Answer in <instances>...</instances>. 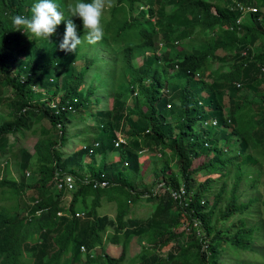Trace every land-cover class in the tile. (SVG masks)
<instances>
[{"label": "trees", "instance_id": "16d2710c", "mask_svg": "<svg viewBox=\"0 0 264 264\" xmlns=\"http://www.w3.org/2000/svg\"><path fill=\"white\" fill-rule=\"evenodd\" d=\"M136 1L141 2L139 12L147 16L143 24L131 19ZM78 2L90 3L91 0ZM237 2L253 6L255 12L241 13ZM34 3L35 0H0V89L4 85L12 88L10 110L7 118L0 121V157L5 153L4 135L20 133L22 128L27 127V116L32 115L33 122L46 119L50 125V129L41 127L46 135L33 144L34 167L30 172L35 173L37 178L25 185L23 174L32 158L31 154H25L22 164L19 163L23 184L12 178L0 179V183H9V195L14 197L22 196L30 188L37 192L32 199L26 203L21 201L18 205L24 206L25 214L29 215V218L23 217L24 220L37 221L38 230L28 227L33 235H16L21 223L12 216L13 212L9 211L8 218V211L0 209V255L6 259V264H26L27 260H42V264H122L131 236L155 244L159 249L166 248L177 236L184 237V241L176 252L171 251L164 258L150 253L149 249H142L140 253L131 255L124 264H216L214 260L218 250L214 247V238L218 239L215 243L219 246L230 243L236 252L254 251V241L259 239L264 243V224H248L244 220L245 215L247 217L251 212L248 208L254 199L250 197L245 202L238 201L235 182L229 188H226L225 181L216 187L211 185L215 178L225 174H217V166L225 165L228 161L235 163V179L239 178L242 166L256 165L258 157L264 163V128L258 126V123H264V116L254 119L255 112L251 106L253 103L264 105V87L261 88L264 72L260 69L264 66V0H113L110 5L108 3L109 16L104 23V31L109 32L112 41L116 42L121 40L125 28L135 29L138 36L136 42L118 49V46L111 47L107 43L104 34L103 39L95 44V52L81 54L79 46L75 52L60 50L59 56L56 51L54 63L59 69L55 72H52V66L50 69L47 67L54 53L52 50L45 59L40 55V50L36 51L38 57L32 60L29 56L31 47L21 45L14 36L16 30L12 17L22 14L30 17ZM55 3L68 15L64 17L65 20L68 19L71 13L66 9V0H56ZM167 5H170L169 11L164 9ZM179 14L187 19L183 24H180ZM71 19L77 25V35L84 36L81 20L78 17ZM56 30V37L61 41L65 31L64 22ZM256 38L260 46L259 50L253 52L250 39ZM9 47H15L13 53L8 51ZM218 50L222 54H218ZM101 52L106 53L107 57L100 56ZM140 55V61H134L133 58ZM15 56L19 58L16 65L13 64ZM78 58H82L83 63L76 65ZM211 58L220 60L222 64L211 70ZM96 60L101 64L100 69ZM225 66L226 69L223 68ZM60 70H63V74L59 77ZM93 70L99 72V81L87 79V73ZM206 76H209V81L203 79ZM44 83L54 88L50 97L41 98L38 92L32 91V87ZM163 85L168 89L169 97L177 99L178 103L160 95ZM58 88H62L63 92L55 103L56 107L50 106V100ZM241 88L250 91L252 97L240 94ZM135 90L132 95L131 92ZM202 91L205 94L201 99L208 109L201 112L202 108L194 96ZM224 91L230 103L227 116L217 101V95ZM92 93H100L104 106L97 107L90 114L94 121L90 124L95 128L94 133L89 142L86 138L79 140L80 146H90L96 142V147L103 149V153L114 149L126 166L110 162L107 167H98L97 161L103 159V153H99L100 159L96 162L94 159L80 161L75 154L81 152L85 155L87 152V148L80 146L74 155L61 156L63 151L60 149H64L63 143L69 138L65 134L68 121L70 118L72 121L85 118L90 111L89 96ZM99 101L98 98L96 102ZM170 108L179 117L175 125H171L161 113L162 109ZM73 114H79L76 116L78 118H74ZM132 115L134 118H131ZM202 116L214 117L220 127L229 129L227 132L222 129L224 139L232 140L229 144L224 142L223 149L200 139L196 134L208 130L200 127L194 129V124ZM125 125L129 129L124 135L121 132ZM116 133L124 136L125 144L114 147ZM166 137L168 141H165ZM260 144L262 149L258 152L256 150ZM248 147L255 150L254 154L258 153L257 157L247 150ZM57 148L61 154L55 152ZM165 148L169 149L168 155ZM151 149L158 151L165 159L158 172H153L160 177L158 184L163 186V192L166 191L168 205L175 209L167 225L155 222L152 226L153 221L141 224L137 220L139 218L127 215L131 203L151 206L157 198L156 193L135 190L132 179L133 174L141 170L137 160L139 152ZM94 151L89 158L96 156ZM210 151H213V155H209ZM199 156H203V159L192 167L193 160ZM170 161H174L177 173L166 165ZM67 162L72 165H67ZM110 165L117 167L112 174L107 169ZM77 168L85 171L77 173ZM57 170L73 176V189L67 202L61 200V191L55 187L56 178L61 175ZM198 170L202 171L203 177L196 182ZM214 174L216 176L212 177ZM99 179L105 180L106 186L92 188V182ZM252 183H255L254 179ZM180 184L189 195L184 206L178 200H173L168 192L169 188H177ZM105 190L110 192L103 196ZM207 195L212 196L210 201ZM141 197L144 202H141ZM101 198L113 201L116 206L114 217L96 214ZM222 198L226 203L222 210H218L219 216L211 221ZM16 204L17 200L11 208L14 212ZM59 209L66 214L55 216ZM77 210L83 216H74L73 212ZM233 214L239 216L231 225L235 226L234 233L220 237L219 231H213L215 221L226 220ZM124 215H127V219H123ZM23 219L20 220L24 222ZM193 219L201 232L200 236L195 234ZM182 220L188 227L186 234L180 225ZM206 237V249H203L202 240ZM105 241L119 246L117 256L103 249ZM49 246L52 251L46 258L43 254L45 250L49 251ZM22 251L29 252L27 258L22 256ZM67 252L70 256L62 258ZM256 254L264 264V254L260 251ZM81 257L84 258L82 261Z\"/></svg>", "mask_w": 264, "mask_h": 264}, {"label": "rangeland", "instance_id": "374dc122", "mask_svg": "<svg viewBox=\"0 0 264 264\" xmlns=\"http://www.w3.org/2000/svg\"><path fill=\"white\" fill-rule=\"evenodd\" d=\"M56 0H53V3H55ZM113 0H105V7L104 10L102 12L101 15V26L104 30V23L107 22V17L109 16L107 8L109 7V5L111 4ZM35 2L37 3L38 0H35ZM78 2V0H66V9L70 12V9H72L74 7V5ZM109 3V5H108ZM141 2L136 1V3L133 4L132 7V14H131V19L136 20L137 22L143 24L146 20V13H140L139 10L141 9ZM165 11H169L170 10V5H167L165 8ZM62 12V9H61ZM107 12V13H106ZM63 13V12H62ZM24 15V14H22ZM64 15V13H63ZM107 19V20H106ZM153 18H151L152 21ZM179 20L178 23L183 24L184 22L187 21L186 17L182 14H179ZM110 32H112V30L109 28ZM22 31V32H21ZM21 31H15L14 32V36L16 38V40L18 42H20L21 45H25V46H29L31 47L30 50V58L32 60H35L38 56L36 55V51L40 50V55L45 59L48 54L49 51L52 50L54 53L51 56V61L50 64H48V68L50 69V67L52 66V72H55L56 70H58L59 68H56L57 65L54 63L55 62V52L57 51L58 56L61 54L60 49H57V43L60 41L56 35H57V30H56V34L52 37H50V41L48 42L46 40H44L43 38H35L33 36H28L27 34H25L23 31H26V29L21 28ZM124 34H122L121 40L113 42L112 39L109 36V32H105L104 34L106 35V41L107 43H109V45L111 47H115L118 46V49L121 48V46L125 45V44H132L135 43L138 36L136 35V30L135 29H129V28H125L124 30ZM85 36V35H84ZM84 36H81V40L82 43L79 45L80 49L82 50V53L87 52V54H89V52H95L96 50V45H89L85 40H84ZM250 45L253 47V52L259 50V42L256 39L252 40L250 39ZM19 44V45H20ZM196 45V43H195ZM34 46V47H32ZM98 47V46H97ZM15 47H9L8 51L10 52H14ZM162 49H158L159 53L160 51H162ZM35 51V53H33ZM218 54H222V52L220 50H218ZM80 55V54H79ZM95 54L93 53L92 56H94ZM77 56V55H76ZM102 57H107L106 53H102L101 55ZM141 55L140 56H135L133 59L134 61L139 62L141 59ZM18 57H14V63L16 65V60H18ZM37 63H39V61H37ZM83 63V59L82 58H78L76 59L75 64H81ZM96 64L97 67L100 69L101 68V64L99 62V60H96ZM222 64V62L220 60H214L213 58H211L209 60V67L211 70H214L217 65ZM224 69H226V66L223 67ZM12 74H14V70L11 71ZM63 74V70L59 71V77L62 76ZM88 80H92V78H94L93 80L99 81V72L97 70H93L90 73H87L86 75ZM21 80H23V78L20 77ZM204 80L209 81L210 78L209 76L203 77ZM45 84V83H44ZM264 87V84L261 85V88ZM32 91L34 90V93L38 92L41 98L44 97H50L53 91L54 86L52 85H41V86H37L34 85L32 87ZM161 93L166 95V98H168V100L173 101L174 103H178L177 99H171L169 97V93L166 91L165 85L160 87ZM63 90L62 88H58L57 92L54 96H52L50 103H56L57 99L59 98V96L62 94ZM136 92L133 91L131 92L132 95H134V93ZM12 93V88L9 87L8 85H4L1 89H0V121L5 120L7 118V114L8 111L10 110L9 107V97L11 96ZM160 93V95H161ZM240 94H247L248 98L249 96L252 97V94L250 91L245 90L243 88L240 89L239 91ZM205 93L202 91L200 92V95H204ZM218 94V93H216ZM162 96V95H161ZM255 97V96H254ZM100 99L99 102H96L97 99ZM89 107H90V111H88V115L85 114V118L82 120H78V121H72L71 118L68 121V126L66 128V135L69 136L68 140L66 141V143H63V147L64 149H60L63 151V154H61V152L55 149V152L59 151L58 153L61 154L62 157L65 156H69L71 154L74 155V151H76V149L80 146L79 140H82L83 138H86V140L89 142L91 138V134H93L94 129L92 125L94 121H92V117L90 114H92V112L97 109V107H103L104 106V98H102V96H100V93H92L89 96ZM127 102H129V100H126ZM217 101L220 103L221 105V109L222 112L225 116L228 115L229 112V98L227 96V92L224 91L222 94H218L217 95ZM256 101L260 100L258 98H256ZM108 102V99L105 102ZM170 104V102H169ZM252 109L255 112V115L253 116L254 119L256 118H260L264 116V105L262 103L256 104L253 103L252 105ZM167 108V107H166ZM203 108V107H202ZM208 108L206 107L205 110H207ZM204 110V109H203ZM161 113L164 115V117L168 118L171 125H175V123L178 121V115L175 112L171 111V108L169 110L166 109H162ZM79 114H73L74 118L76 116H78ZM87 115V117H86ZM28 117V122H27V127L26 128H22L20 133H8L5 136V153L1 155L0 157V179L4 178L9 180V178H12L15 180V182H19L21 181V183L23 184V178L22 176L24 175V181H25V185H27V183H32L34 181V178H37V175L35 173H31L30 169H33L34 167V161H33V156H34V149H33V144L34 142L39 139V138H43L46 134H44L41 129L45 128V129H50V125L48 124L46 119H40L37 122H33L32 118L33 116H27ZM78 118V117H76ZM131 118H134V116L132 115ZM202 119H208L205 120V125L209 124V118L208 117H200V120ZM199 121H196V124H194V129L195 127H199ZM197 125V126H196ZM258 126L260 128H264V123L260 124L258 123ZM128 126L125 125L123 128V132H121L122 134L124 133L127 134L128 133ZM208 129L207 131H202V133H196L198 134L200 139H205L207 141H209L211 144H215L217 148L223 149L222 145L227 143L229 144L232 140L229 139L228 141L224 139V136L222 135V129H224L226 132L229 130L228 128H222L220 127L218 124L215 125V127H208L206 128ZM221 129V130H220ZM96 132V130H95ZM176 132V129L173 130V133ZM120 133V134H121ZM117 135L119 133H116ZM121 134V135H122ZM225 140V141H224ZM165 141H168V138H165ZM225 142V143H224ZM83 145V144H82ZM81 147V146H80ZM1 148H3V146H1ZM252 147H248V151L251 152V154L255 157H257L255 153L254 149H251ZM94 151V155H96L95 157H88L87 155H83L81 152L75 154L77 156H75L78 160L80 161H89V159H94L95 162L100 159L99 158V153H103V149H98L97 147L93 148ZM166 151V155L169 154V149L165 148ZM262 149V144H260L257 148L256 151H260ZM58 153H55L58 154ZM25 154H31L32 158H31V162H29L27 164V166L25 167V172L23 175H21V168L19 166V163L22 164V161L24 159V155ZM209 155H213V151L209 152ZM103 159L101 161H97V165L100 168H104L107 167V163L110 164V162H115L117 163V165H123L126 166L124 163H122L123 158L119 155V153L116 150H110L107 153H103ZM226 157V155H225ZM203 159V156H199L196 159L193 160L192 162V167L197 166L201 160ZM137 160L139 161L138 163H140L141 165V170L136 171L135 174H133V184L136 185V188H134L135 190H140V192L142 190H144L145 192H152V193H156L157 198L154 200L153 204L151 206H149V204H140L139 202H134L133 204L131 203L129 205V209L127 211V215L130 218H139L137 219L141 224H145L148 221H153L152 226L154 225L155 222H158L159 224L162 225H167L168 223H170V217L174 215L175 209L170 205H168L167 200L165 199V192H163L162 188L163 186H160L159 180L160 177H156L154 175V170L155 172H158V167L160 165H162L165 161V159L163 158V155L160 154L158 151L151 149V150H143L141 152H139V156L137 157ZM77 164V163H76ZM67 165L71 166L70 163L67 162ZM169 167H171L172 171L177 173V168L175 166L174 161H170L169 163L167 162V164ZM76 167V166H74ZM68 168V167H67ZM217 168L219 169V172L217 174H220L221 172H225V174L223 176H221V178H215L212 182L211 185H213V187L218 186L221 181H225L226 183V188H229L232 186L233 182L236 183L235 185V194L238 196V201L240 202H245L248 198L252 197L254 199V201L251 203L250 208H248L249 210H251V212L247 215H245L244 220L248 223H259V224H264V163L261 162V159L258 157V162L256 165H244L241 167L240 170V176L238 179H235L236 177H234V174L236 173V169H235V163L232 161H228L225 165L222 166H217ZM64 169V167H63ZM107 169H110V171L108 170V173H114V170L117 169L116 166L114 165H110L108 166ZM76 170V169H75ZM74 170H72L73 172ZM82 171H85L83 169L81 170H76L77 173H82ZM87 171V170H86ZM75 172V173H76ZM201 170H198V172L196 173L195 176V181L199 182L202 179V175H201ZM195 175V174H194ZM216 174H214L212 177H215ZM255 180V183H252V180ZM0 209H5L7 210V217L9 218V211L13 212L12 216L14 218H16L19 223H21V228L18 230V232H16V235L18 234H24V235H33L32 231L28 228L31 227L33 230H38L37 228V221H33L31 220H24L23 217L25 218L27 216V218H29V215L25 214V207L20 205L18 207L19 204H21V201H24V203H26V201H29L30 199H32L34 197L35 194H37V192L35 190H33L32 188H30L28 191L24 192V194L22 196H12L9 195V183H0ZM3 187L5 189H3ZM110 192V190H105L103 192V196L105 193ZM61 199H66L68 200V196L64 197L62 196V194H60ZM208 201L211 200L212 196L211 195H207L206 196ZM17 200V204H16V211L14 212L12 208L13 204L15 203V201ZM109 200V199H108ZM67 202V201H65ZM141 202H144L143 197H141ZM146 203H149L148 201ZM225 198H222V200L218 203L215 212L213 213V215L211 216V221L215 220L217 218V216H219L218 214V210H222L224 205H225ZM99 204L100 206L96 208V214L98 215H109L110 217H114L115 214V204L113 203L112 200H104L103 198H101L99 200ZM79 211V210H77ZM68 214V213H67ZM34 215H37L36 213H34ZM60 215V214H59ZM58 215V216H59ZM123 216V219H127L126 216ZM11 216V218H12ZM83 216L82 213H78V216L76 217H81ZM239 218V216L237 214H233L231 216H229L226 220H216L214 223V229L213 231H219V235L220 237H224V236H229L232 233H234L235 231V226H231L233 223H235V221ZM20 219H23L24 222H22ZM26 222V223H25ZM29 222V223H27ZM247 226V225H246ZM213 236V232L210 233ZM209 237V236H208ZM217 238H214L213 240V244L214 247L216 248V250H218L217 254H216V258H215V262L216 264H263L259 258L257 257V251H260L261 253L264 254V243H261V240H256L254 241V251L252 252H236L234 251L233 247L231 246L230 243H224L221 246L217 245L215 242L217 241ZM182 241H184V237L181 236H177L176 238L172 239L169 242V245L164 248V249H159L156 247L155 244H152L150 242H146L144 241L142 238L139 237H134L131 236L127 242V251L125 252V258L122 262V264H124L125 262L128 261V258L131 257V255H134L136 253H140L142 249H149L150 253H155L157 255H159L161 258H164L166 256L167 253L171 252V251H177L179 245L182 243ZM207 242V237H206V241ZM19 245V243H17ZM32 243H29L28 245H30ZM103 249L105 251H107L110 255L113 256H117L119 254L120 248L118 245L115 244H110L109 242L105 241L103 244ZM82 250V249H80ZM93 250V249H92ZM52 251L51 246H49V251L45 250L44 254L46 258L49 257V252ZM28 251L23 252L22 251V256L26 257L28 256ZM82 253V252H81ZM70 253L67 252L64 255H62V258H67L69 257ZM206 254V252H205ZM81 256V255H79ZM78 256V257H79ZM43 257V256H42ZM45 259V258H44ZM82 259H84L83 257H81V261ZM209 261V260H208ZM240 261V263H239ZM44 263L42 260L40 261H30L27 260L26 264H42ZM0 264H6V259L0 255Z\"/></svg>", "mask_w": 264, "mask_h": 264}, {"label": "clouds", "instance_id": "9594fccd", "mask_svg": "<svg viewBox=\"0 0 264 264\" xmlns=\"http://www.w3.org/2000/svg\"><path fill=\"white\" fill-rule=\"evenodd\" d=\"M104 7L105 0H91L90 3L77 2L74 7L70 9V17L65 20L64 17L68 15H63L59 6L53 3L52 0H38L30 9V17L16 15L12 17V25L16 31L20 32L21 28H24L26 31L23 32L28 36L31 35L35 38H43L50 42L49 38L56 34L57 26L60 25L61 22H64L65 31L59 43V49L64 52H75L77 47L82 43V40L81 37L77 35V25L73 22L71 17H78L81 20L85 33L84 40L89 45H95L104 37V30L100 22ZM195 75L198 76V73H195ZM166 91L168 92L167 88ZM162 95L166 97L165 94ZM203 96L204 95H200V93L194 96L196 103L201 106V108L203 107L201 112L203 109L206 111L205 108L207 107L201 99ZM208 118L209 120L212 118L215 119L211 116ZM205 120L208 119H199L198 125L200 128L215 127V125H217L216 119L214 125L203 124ZM205 145H207L206 142ZM80 249L83 250L82 246H80Z\"/></svg>", "mask_w": 264, "mask_h": 264}, {"label": "built area", "instance_id": "2783aa9c", "mask_svg": "<svg viewBox=\"0 0 264 264\" xmlns=\"http://www.w3.org/2000/svg\"><path fill=\"white\" fill-rule=\"evenodd\" d=\"M237 7L241 11V13H244L246 11L255 12V8L251 5H247V4L237 2ZM236 21H238V19ZM260 69L262 72H264V66H262ZM237 85L238 84H236V86ZM50 106L56 107L55 103H50ZM203 124H205V121ZM209 124L214 125L215 119L212 118L211 120H209ZM119 144H125V138L120 133L118 135L116 134V139H115L113 145H114V147H117ZM96 146H97V143L94 142V143L90 144V146L81 145V148H84V149L87 148L86 155L89 156L90 154H92L93 148ZM57 172L60 173V170H57ZM60 174L61 175L58 178H56L55 187L61 191L62 196H64V197L68 196V198H69L70 191H72V189H73V176L69 173H66V172L60 173ZM83 179L86 180V178H83ZM104 186H106V181L103 179L95 180L91 184L92 188H98V187H104ZM168 192H169L170 197L173 200L179 201L180 205L184 206L186 204V201L189 199V195L184 192V188L182 185H179L177 188H174V189L169 188ZM61 200H66V199H61ZM68 200H66V201H68ZM78 213H82V212L81 211H75V212H73V215L78 216ZM65 214L66 213H63L62 210H60V209L55 212V216H58V215L61 216V215H65ZM180 225H181V227H183L184 233L186 234L188 232V227L185 225V222L183 220L181 221ZM192 225L196 228L195 234L197 236H200L201 232L198 230L197 223L194 219L192 220ZM205 241H206V238H204L202 240L203 249H206Z\"/></svg>", "mask_w": 264, "mask_h": 264}]
</instances>
